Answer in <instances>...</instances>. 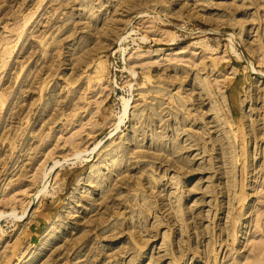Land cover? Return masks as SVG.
<instances>
[{
	"label": "rangeland",
	"instance_id": "obj_1",
	"mask_svg": "<svg viewBox=\"0 0 264 264\" xmlns=\"http://www.w3.org/2000/svg\"><path fill=\"white\" fill-rule=\"evenodd\" d=\"M0 264H264V0H0Z\"/></svg>",
	"mask_w": 264,
	"mask_h": 264
},
{
	"label": "bare ground",
	"instance_id": "obj_2",
	"mask_svg": "<svg viewBox=\"0 0 264 264\" xmlns=\"http://www.w3.org/2000/svg\"><path fill=\"white\" fill-rule=\"evenodd\" d=\"M127 34H128L127 36L126 35L122 36V38L119 39V41L121 43H123L128 38V36L131 33H127ZM147 38L148 37L144 36V37H142V40L146 41ZM172 38H173V36H172ZM174 40H172V41H174ZM231 47L234 50V47L233 46H231ZM250 68L252 69V71H254L256 73V69L253 67L252 64H251ZM125 69L128 71V73L130 74L131 77L134 76V78H135L136 73L133 70L129 69L128 67L127 68L125 67ZM99 71H101V73H102L104 71V67L100 66ZM130 102L131 101L126 99V98H122L121 99L122 112H121V116H120V122L115 125L116 128H118L125 121V119H126V117L128 115V112H129V108L131 106ZM83 159H84V155H83L82 152H75V154H73L68 159H65L63 161H54L53 165L51 166V168L49 170H45L43 172V174H42L43 179H42V181H41V183L39 185V188H38V190H36L34 192V200L39 201V200H41V198L43 196H45V194H48V190L51 187V184H50V181H49V177L51 176L53 171L59 169L61 166L65 165V164L66 165L70 164V166H72V165H76L77 163L84 162ZM26 214H27V209L24 210V212L21 215H19V216H16L17 215L16 212L13 211L11 216H14L15 218L20 220V219H24L25 216H27ZM51 231L48 233V235L51 233ZM49 236L51 237L50 240H54V236L53 235H49ZM46 237H44V241H43L42 246H45L47 241H49L48 238L46 239Z\"/></svg>",
	"mask_w": 264,
	"mask_h": 264
}]
</instances>
